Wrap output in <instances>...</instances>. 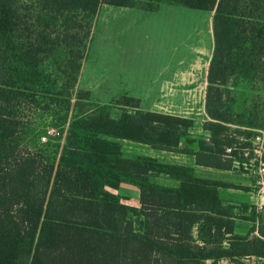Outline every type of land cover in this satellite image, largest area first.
I'll return each instance as SVG.
<instances>
[{
  "label": "trees",
  "instance_id": "1",
  "mask_svg": "<svg viewBox=\"0 0 264 264\" xmlns=\"http://www.w3.org/2000/svg\"><path fill=\"white\" fill-rule=\"evenodd\" d=\"M40 2L49 13L79 11L90 18L103 5L137 7L135 0ZM174 3L214 13L208 141L189 137V119L144 112L134 98L124 97L132 106L116 118L94 102L90 115H78L68 99L66 135L52 156L27 152L18 159L12 143L20 126L17 110L36 92L0 72V264H245L264 258V217L256 207L224 205L220 188L238 187L201 178L196 169L233 171L241 163L227 137L232 125L244 124L231 119L228 100L233 80L264 84V0ZM17 17L15 0H0V45L13 35ZM38 39L47 42L44 33ZM122 140L192 155L195 167L125 157ZM193 144L196 151L188 148ZM159 175L179 185L158 184L152 178ZM122 182L141 188V208L119 203L109 191ZM238 220L259 221V236L252 235L254 229L245 237L236 234Z\"/></svg>",
  "mask_w": 264,
  "mask_h": 264
},
{
  "label": "rangeland",
  "instance_id": "2",
  "mask_svg": "<svg viewBox=\"0 0 264 264\" xmlns=\"http://www.w3.org/2000/svg\"><path fill=\"white\" fill-rule=\"evenodd\" d=\"M174 1L135 0L137 7L131 9L103 5L90 18L79 11L49 13L40 0H15L18 26L0 45V72L9 73L18 87L36 92L17 110L20 126L12 138L15 157L27 152L44 159L52 156L66 135L63 119L68 99L78 115H90L96 109L94 102L107 106L116 118L126 105L132 106L124 98L128 92L140 96L149 83L162 79L167 86L177 77H185L187 83L181 116L194 122L193 135L209 139L204 125L211 120L206 94L214 13ZM152 5L155 8L147 10ZM42 33L47 42L39 44ZM43 91L49 92L48 97L38 94ZM168 91L162 90L161 97L152 95L150 109L164 111L173 105L167 100ZM228 103L231 119L244 124L232 125L227 137L240 154L241 163H235L234 170L244 174L257 193L264 186L255 152L264 147V84L233 80Z\"/></svg>",
  "mask_w": 264,
  "mask_h": 264
},
{
  "label": "crops",
  "instance_id": "3",
  "mask_svg": "<svg viewBox=\"0 0 264 264\" xmlns=\"http://www.w3.org/2000/svg\"><path fill=\"white\" fill-rule=\"evenodd\" d=\"M166 84L167 86H165V83H163L161 79L158 80L157 84L151 82L146 87H144L143 90L140 92V96H130L129 92L126 94V96L139 100L140 109L144 112L158 113L188 119L186 117L181 116L184 114L183 101L187 99V83L185 81V77L174 78ZM163 88L169 89L167 93V100H172L173 105L168 106L164 109V111H155L153 109H150L151 107L148 104V100L152 99V95H155L157 93H159V96L161 97V91L164 90ZM191 94L192 93L190 92L189 96ZM146 101L148 106H146ZM188 133L191 139L208 141V139L197 138L195 135H193L192 128L188 130ZM121 144L123 154L125 155V157L128 158H151L156 159L164 164L195 167V157L192 155H186L183 153H177L172 151L155 150L149 146L127 140H122ZM188 148L193 151H196L197 145L193 144L188 146ZM160 154H162V156ZM163 154H168L170 156L168 158L173 159L174 161L166 160ZM196 169L199 177L201 178L210 179L214 181H222L231 185H236L238 187L220 188L219 194L224 205L256 207L257 213L261 214L262 217H264V195L261 192L256 193L252 189V184L250 183V181H248L247 177L240 171H220L203 167H199ZM152 179H154V181H156L158 184L165 186L175 187L179 185L178 181L164 175L154 176ZM160 179L162 181H160ZM241 187H246L248 188V190L242 189ZM109 191L118 199L119 203L132 208H141V188L139 186L129 182H122L116 190L110 189ZM249 214L250 211L247 212V215ZM259 224V221L251 222L245 220H238L236 222L235 232L236 234L245 237L251 235V232L254 229V234L252 235L259 236ZM224 263L229 264L227 261L222 262V264ZM245 264H264V258L252 257L246 259Z\"/></svg>",
  "mask_w": 264,
  "mask_h": 264
},
{
  "label": "built area",
  "instance_id": "4",
  "mask_svg": "<svg viewBox=\"0 0 264 264\" xmlns=\"http://www.w3.org/2000/svg\"><path fill=\"white\" fill-rule=\"evenodd\" d=\"M264 144V141H263ZM256 154H258L259 158H260V173L261 175L264 177V162L262 160V154H264V147H260L258 150H255ZM264 185V182L262 183ZM259 191L264 195V186L262 188L258 187ZM261 190V191H260Z\"/></svg>",
  "mask_w": 264,
  "mask_h": 264
}]
</instances>
